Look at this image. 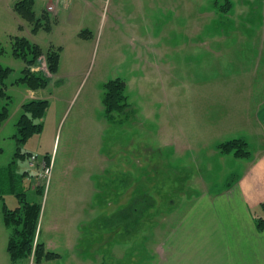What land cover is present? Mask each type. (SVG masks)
Instances as JSON below:
<instances>
[{"label": "rangeland", "instance_id": "rangeland-1", "mask_svg": "<svg viewBox=\"0 0 264 264\" xmlns=\"http://www.w3.org/2000/svg\"><path fill=\"white\" fill-rule=\"evenodd\" d=\"M19 1L0 0V64L12 70L0 85V112L10 113L0 125V179L20 149L16 173L25 176L28 200L43 206L36 243L59 257L15 264H155L153 247L144 246L164 231L162 220L178 219L168 210L188 208L205 190L223 191L248 168L251 157L218 146L234 137L251 152L260 144L253 131L264 101V0H52V29L37 34L15 12ZM47 3L34 0L37 19ZM16 37L44 52L33 68L49 83L35 94L18 83L25 62L14 56ZM52 47L61 49L57 77L46 61ZM117 78L131 109L110 122L104 86ZM34 97L49 103L38 121L43 131L19 145L22 106ZM45 159L49 183L39 165ZM3 196L0 264H13L4 205L19 203Z\"/></svg>", "mask_w": 264, "mask_h": 264}, {"label": "crops", "instance_id": "crops-1", "mask_svg": "<svg viewBox=\"0 0 264 264\" xmlns=\"http://www.w3.org/2000/svg\"><path fill=\"white\" fill-rule=\"evenodd\" d=\"M51 1L46 10L53 14L56 9ZM61 60L60 56L59 70ZM255 121L253 133L259 136L260 144L252 148L244 174L223 191L204 189L188 208L168 210L178 219L170 223L162 220L159 227L164 231L158 232L153 245L147 240L144 246L145 251L153 247L155 264H264V231L257 226L258 219L264 220V101ZM233 136H238L237 132ZM217 150L211 154L219 155Z\"/></svg>", "mask_w": 264, "mask_h": 264}, {"label": "trees", "instance_id": "trees-1", "mask_svg": "<svg viewBox=\"0 0 264 264\" xmlns=\"http://www.w3.org/2000/svg\"><path fill=\"white\" fill-rule=\"evenodd\" d=\"M229 4L230 2L228 6ZM228 6L223 7L222 11L226 12L227 8H230ZM14 10L23 19L33 24V33L37 34L41 29L51 31V18L47 11L43 12L41 18H36L34 0H21L15 4ZM13 52L15 57L21 58L25 62V68L22 71L23 77L19 79L18 83L26 85L33 91L45 89L49 83L48 77L40 71H34L33 68V66H36L41 56H44L41 47L36 43H32L25 37H16ZM60 52V48L57 50L51 48L46 53V61L50 74L52 75L58 73L61 56ZM11 73L12 70L10 68H5L0 64L1 86L5 87V81L9 78ZM104 89L103 105L106 118L110 122H122L131 109L129 99L126 96V82L117 78L105 84ZM0 95H5L4 88H1ZM48 107L49 103L45 99H34L23 104V113L17 123V135L15 136L19 145L26 144L30 138L42 133L43 125L38 121L44 118ZM9 116V108L4 107L3 111L0 112V125L7 121ZM218 148L223 154H233V156L238 159H248L251 157L252 153L248 142L243 138L229 140L220 144ZM23 158L24 154H22L19 149L15 154V160L7 166V169L3 172L2 178L0 179V200L3 199V195L10 194L15 196L19 203V206L15 209H9L6 204L4 205V223L11 229L7 250L13 264L21 259L29 258L32 255H34L37 263H41L57 258L59 255L46 249L44 243H36V241H38V230L43 206L38 202L28 200L27 191L23 187L25 176L20 177L16 173L18 169L17 161ZM20 183L22 184V188L20 187ZM42 194H44V189H38L37 195ZM129 213L130 212L127 213V210L122 212L123 222L130 217ZM129 223L127 222L126 224ZM126 224H124V227H128ZM120 225L123 224L119 223V226ZM257 226L260 231H264V220L258 219Z\"/></svg>", "mask_w": 264, "mask_h": 264}, {"label": "built area", "instance_id": "built-area-1", "mask_svg": "<svg viewBox=\"0 0 264 264\" xmlns=\"http://www.w3.org/2000/svg\"><path fill=\"white\" fill-rule=\"evenodd\" d=\"M33 161L37 160L36 156L32 157ZM42 170H43V175L42 178L43 179H47V182L49 183L50 177H51V173H52V169L51 166H48L45 162L42 163Z\"/></svg>", "mask_w": 264, "mask_h": 264}]
</instances>
